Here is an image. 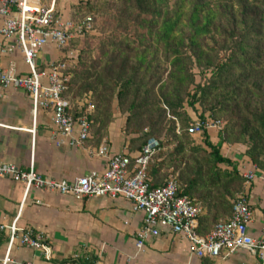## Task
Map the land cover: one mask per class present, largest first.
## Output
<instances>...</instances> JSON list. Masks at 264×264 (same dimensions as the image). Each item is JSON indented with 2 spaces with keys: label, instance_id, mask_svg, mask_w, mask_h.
Returning <instances> with one entry per match:
<instances>
[{
  "label": "trees",
  "instance_id": "obj_1",
  "mask_svg": "<svg viewBox=\"0 0 264 264\" xmlns=\"http://www.w3.org/2000/svg\"><path fill=\"white\" fill-rule=\"evenodd\" d=\"M73 5L66 16L58 4V13L79 21L95 11L91 0ZM103 7L115 27L97 31L92 15L93 29L68 47L78 50L67 73L71 112L79 117L94 105L89 121L98 143L116 112L126 116L130 151L156 138L150 186L175 178L178 195L205 208L198 231L206 234L230 217L244 190L223 145H244L264 170V0H107ZM208 119L221 129H205L202 145L194 144L188 126Z\"/></svg>",
  "mask_w": 264,
  "mask_h": 264
},
{
  "label": "built area",
  "instance_id": "obj_2",
  "mask_svg": "<svg viewBox=\"0 0 264 264\" xmlns=\"http://www.w3.org/2000/svg\"><path fill=\"white\" fill-rule=\"evenodd\" d=\"M59 0H0V51H19L26 66L19 71L15 65L0 66V93L4 90H22L28 93L33 112L39 108H49L53 112L56 133L68 137L70 145H80L92 135L89 115L94 105L89 103L85 113L75 117L71 109V98L66 95L68 72L75 66L76 57L67 55L72 41L84 37L93 29L94 18L88 15L76 21L58 13ZM53 46L63 55L42 66L38 56L42 50ZM41 66V68H39ZM220 120L208 119L192 123L191 134L205 129H221ZM159 148V141L150 138L136 156L124 153L110 154L108 147L101 146L97 153L107 158V168L103 172L92 171L73 181L48 178L35 170L34 163L29 169L16 164L0 161V177H7L24 185V195L19 212L11 223L0 222V235L7 236L5 253L0 256L1 264H34L31 261H16L12 256L17 245L31 248L50 260L52 248L45 236L33 228L19 226L21 211L31 189H42L62 195H72L77 200L89 197H123L131 202L134 211L144 214L143 225L137 233L136 246L141 248L145 239L157 237L161 229L182 234L191 244L193 253L202 257H217L222 251L233 253L247 249L264 259V229L261 238L249 234V224L253 218L246 187L256 177L252 169L242 171L244 190L232 200L230 217L218 222L210 232L198 231L199 215L202 208L193 204L188 196L178 195V181L170 178L164 185L151 187L148 167ZM95 151H92L94 154ZM257 167V166H256ZM36 203H41L36 200ZM84 260L62 264H100L86 256Z\"/></svg>",
  "mask_w": 264,
  "mask_h": 264
},
{
  "label": "crops",
  "instance_id": "obj_3",
  "mask_svg": "<svg viewBox=\"0 0 264 264\" xmlns=\"http://www.w3.org/2000/svg\"><path fill=\"white\" fill-rule=\"evenodd\" d=\"M62 51L50 46L38 56V64L57 60ZM15 65L19 71L26 66L19 51L1 53L0 66ZM121 125V124H120ZM121 126L113 123L108 135L98 143L93 135L80 145H70L69 138L56 133L53 112L39 108L33 112L28 93L22 90H4L0 93V161L35 170L44 177L73 181L92 171L103 172L107 158L97 153L105 145L110 154L130 151ZM216 129H210V131ZM227 146V145H225ZM230 158L241 172L252 169L255 179L246 187L253 211L249 234L261 238L264 229V170L251 163L244 154L246 147L230 146ZM92 151H95L92 154ZM24 195V185L7 177H0V222L9 224L16 217ZM40 200L41 203H36ZM202 212H205V208ZM144 214L134 211L130 201L123 197H89L77 200L42 189H31L19 218V226L42 233L52 248L50 260L40 252L24 246H15L12 256L16 261L34 264H62L84 260L86 256L100 264H264V259L247 249L233 253L222 251L217 257H198L182 234L162 228L157 237L145 239L136 246L137 233L143 225ZM7 236L0 235V256L5 253ZM1 264V263H0Z\"/></svg>",
  "mask_w": 264,
  "mask_h": 264
},
{
  "label": "rangeland",
  "instance_id": "obj_4",
  "mask_svg": "<svg viewBox=\"0 0 264 264\" xmlns=\"http://www.w3.org/2000/svg\"><path fill=\"white\" fill-rule=\"evenodd\" d=\"M77 0H59V6L61 7V10L64 12V14L66 16L70 15L71 13H73L72 10H74V7L75 5H73V3H75ZM107 0H91V3L95 6V11L92 12V15L96 18L95 20V28L97 31L99 30H102V29H113L115 26L112 24L111 22V19L109 17V14L105 11L104 9V5L106 3ZM97 9V10H96ZM103 10V11H102ZM96 31V32H97ZM81 44L77 45V46H80ZM77 47H72V48H68L67 50H65V53L69 54V55H74L73 57L76 56L77 54ZM199 82H204L205 79L198 76V79H197ZM74 104L76 105V103L74 102ZM81 104V103H80ZM198 107V112H200V106H197ZM192 114H194L193 111H191ZM125 115H121L120 112H116V118L113 119L112 123L113 125L114 124H119V126H121V130H122V133H123V136L126 138V141H127V145L129 144V141H130V138L131 136L130 135H127L126 134V131H125V128H124V122H125ZM121 124V125H120ZM192 124V123H191ZM191 124L188 126L187 128V132L189 133V135L192 137L193 139V143L194 144H201L202 145V132L201 133H194V134H191L189 132V127L191 126ZM177 131L179 132L180 129H179V126L177 127ZM217 131V130H216ZM93 134V133H92ZM211 135H213L214 138H216L215 140L217 141V137H216V134L215 133H211ZM227 145V144H226ZM233 145V144H228L227 146H224L222 147V151L225 155L229 156L231 155V150H230V146ZM174 148L173 145L165 148L166 151H171L172 149ZM230 157V156H229ZM185 167V163H183L181 165V169H183ZM170 171L173 170V168H170L169 169ZM178 174V172L176 173ZM237 196V195H236ZM234 199V198H233ZM232 199V200H233Z\"/></svg>",
  "mask_w": 264,
  "mask_h": 264
}]
</instances>
